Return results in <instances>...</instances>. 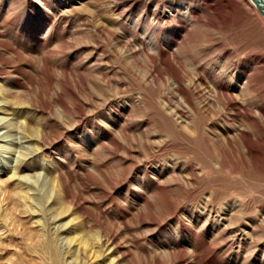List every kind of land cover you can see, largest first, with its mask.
Here are the masks:
<instances>
[{"label":"rangeland","instance_id":"1","mask_svg":"<svg viewBox=\"0 0 264 264\" xmlns=\"http://www.w3.org/2000/svg\"><path fill=\"white\" fill-rule=\"evenodd\" d=\"M75 2L37 50L10 49L17 36L0 22V64L19 71L0 75V264H264V153L247 160L202 133L192 138L188 104L200 128L219 119L188 65L225 71L215 39L259 56L264 71L258 11L249 0ZM23 8L0 0L10 20L27 22L38 6ZM155 37L181 62L184 74L170 65L187 96L154 56ZM56 94L70 108L75 96L91 125L60 112ZM244 224L253 225L245 239L236 231Z\"/></svg>","mask_w":264,"mask_h":264},{"label":"bare ground","instance_id":"2","mask_svg":"<svg viewBox=\"0 0 264 264\" xmlns=\"http://www.w3.org/2000/svg\"><path fill=\"white\" fill-rule=\"evenodd\" d=\"M55 1L57 0H24V8L27 11L29 9H32L34 5L38 6V8L32 11L31 16L27 22L18 19L10 20V15L6 14L5 16L3 15L2 11H0V22L3 25L1 30L5 33H8L9 35L14 34L17 36L15 41H11V47H9L10 49H13V47H18V48L20 47L23 50H26V47L28 46L32 50L34 49L37 50L38 48L44 47L48 43L50 39V35L57 34L56 27L61 22H63V17L65 16V14H67L68 9L74 8L73 4L76 5L75 2L76 0H68L65 3L64 7H62V9H58L57 7H55L54 5ZM119 1L126 2V0H119ZM249 2L251 1L249 0ZM251 4L253 5L252 2ZM121 14L123 13L121 12ZM260 17L262 16L260 15ZM194 19L198 21L199 17L195 16ZM34 20H36V23L32 24ZM170 21L171 20L169 19V22ZM122 24H124V22ZM42 28L43 30L46 29V33L43 36H42V32H43ZM182 30L185 29L182 27ZM3 40H5V38L4 39L0 38V42ZM8 40H10V38H7V41ZM158 41H159L158 37H155V40H151L148 42L149 45L154 44L155 46L154 56H156L159 60H163L169 65L171 64V62H174L175 66H177L178 69L181 70L182 74H184L181 62L176 58V56L173 53H170L168 55L166 50L161 47ZM214 42L215 44L213 45L216 46V49H214L215 52L217 51L219 53L218 55L220 56V58H225V60L228 62L227 69L225 67L226 69L225 71H223L222 68L220 70L217 69L218 71H216L213 68L207 69L205 68V66L203 67L202 64L198 62L199 60L192 61L188 65L190 66L191 69V78H192L193 87L199 85L203 89L205 88L208 89L210 92H212V97L209 99L210 100L209 104L218 109L219 119L218 120L208 119L207 124H205V126L203 125L204 127L200 128V124L198 121L199 120L198 109L192 101L188 100L190 111L191 114L193 115V118L191 120L192 122L189 119V121L191 122V128L189 130V133L190 136L194 139L196 137L198 138V136L202 133L206 135V137L210 138L214 142V144L219 145L220 147H224L227 150H231V151L238 150L244 157L247 158V160H253L257 153H264V129L259 125L264 123V108H262L261 105L258 108L257 107L258 103L254 101L255 95H258L261 97V99H264V85L260 83L261 87L258 88L255 86L253 81V78L254 76H256L257 72L264 73V71H261L262 68L260 67L262 66L261 65L262 61L260 57L257 55L246 57L237 53L233 49L224 48L223 46L221 47L220 46L221 43L219 42V40L215 39ZM1 45L2 44H0V46ZM208 47L210 49V46ZM169 58L170 60H168ZM150 59L152 63L154 64L157 63V60H154V58L150 57ZM172 67L173 66L170 65V68H168V70L166 71L165 76L172 78L178 92L187 96V92L181 83L182 81L180 79L181 77L179 76V74H176L173 71ZM18 72L14 71V69L11 67H7L6 64H0V75L1 74L10 75L9 78H14L17 77V75H19ZM159 78H163V77H159ZM259 81L264 83V79ZM12 82L16 83L15 80H12ZM2 93L3 92L0 90V94ZM89 93L91 94V92ZM72 97L75 98L74 99L75 102L70 108L64 101L60 99V96L58 94L55 95V99L58 100L60 112L70 115L72 111H75L73 113L77 115L75 117H77L78 119L76 123L78 125L84 123L85 126H90L91 118L89 116H84L83 112L81 111L79 101L76 100L75 96L72 95ZM102 134H106V133L102 131ZM229 210L230 211L234 210L233 205L229 207ZM261 211L264 212V209H262ZM174 221L177 227L180 229L181 234L185 236V238H188L189 235L191 234V228L185 222V220H183L180 217L175 219ZM230 221L231 220H229V222ZM231 225L232 224H230V226ZM252 229H253V225L244 224L242 228H238L236 231L245 239L252 234L251 233L253 232ZM179 248L180 246L178 245H175L173 247L174 250L175 249L178 250Z\"/></svg>","mask_w":264,"mask_h":264},{"label":"water","instance_id":"3","mask_svg":"<svg viewBox=\"0 0 264 264\" xmlns=\"http://www.w3.org/2000/svg\"><path fill=\"white\" fill-rule=\"evenodd\" d=\"M264 19V0H250Z\"/></svg>","mask_w":264,"mask_h":264}]
</instances>
